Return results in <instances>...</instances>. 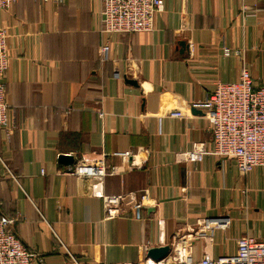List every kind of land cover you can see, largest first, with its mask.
<instances>
[{
	"label": "crops",
	"instance_id": "1",
	"mask_svg": "<svg viewBox=\"0 0 264 264\" xmlns=\"http://www.w3.org/2000/svg\"><path fill=\"white\" fill-rule=\"evenodd\" d=\"M100 6L17 0L0 11L12 123L0 128V213L17 217L16 234L43 264H72L60 244L89 264H133L180 236L195 258L233 253L242 234L264 239V167L243 175L228 158L182 159L211 146L199 104L215 80H236L244 65L264 84V0H162L151 30L109 39L108 60ZM95 159L118 170L103 179L69 170ZM144 192L142 208L104 218V195H129L127 205ZM216 219L226 227L205 225Z\"/></svg>",
	"mask_w": 264,
	"mask_h": 264
},
{
	"label": "built area",
	"instance_id": "2",
	"mask_svg": "<svg viewBox=\"0 0 264 264\" xmlns=\"http://www.w3.org/2000/svg\"><path fill=\"white\" fill-rule=\"evenodd\" d=\"M17 0H0V11L8 10ZM45 2L50 0H43ZM56 1V0H52ZM99 31L107 39L99 46L100 58L109 59L110 41L113 36L124 33L149 31L154 17L162 6V0H100ZM8 30L0 23V128L8 131L12 123L9 105L6 102L5 74L9 67L10 52L7 45ZM241 49L223 48V55L241 56ZM117 74V73H115ZM204 117L211 133V146L198 143L182 153V159L191 163L202 161L206 154L233 160L237 170L246 175L255 167H264V84L257 85L243 65L234 81L215 80L213 89L202 104ZM100 118L104 116L98 112ZM171 117H183L180 110L171 111ZM135 164V163H134ZM69 170L83 178L103 179L118 169L105 165L103 159L80 161ZM125 194L103 196L104 218L122 216L128 208L140 209L147 202L146 192L137 199L130 194L125 205ZM16 216L0 213V264H43L42 253L29 249L15 232ZM226 227L224 220H205V225ZM66 251L72 264H89L79 261ZM133 264H264V239L242 234L236 239V249L213 257L207 254L194 257V244L185 236L176 238L167 254L160 259Z\"/></svg>",
	"mask_w": 264,
	"mask_h": 264
},
{
	"label": "water",
	"instance_id": "3",
	"mask_svg": "<svg viewBox=\"0 0 264 264\" xmlns=\"http://www.w3.org/2000/svg\"><path fill=\"white\" fill-rule=\"evenodd\" d=\"M132 83H134V81H131ZM58 159L60 162L64 163V164H72L73 162V156L72 155H68V154H60L58 156ZM168 252L167 247L161 246V247H153L150 248L148 251V255L157 260L160 259L162 257H164Z\"/></svg>",
	"mask_w": 264,
	"mask_h": 264
}]
</instances>
